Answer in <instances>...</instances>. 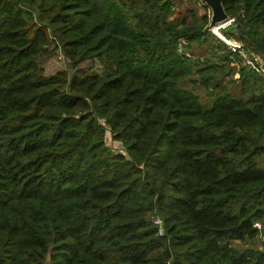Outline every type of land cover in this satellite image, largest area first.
I'll return each mask as SVG.
<instances>
[{"label": "trees", "instance_id": "1", "mask_svg": "<svg viewBox=\"0 0 264 264\" xmlns=\"http://www.w3.org/2000/svg\"><path fill=\"white\" fill-rule=\"evenodd\" d=\"M185 1L0 0V264H264V76ZM223 5L264 58V0Z\"/></svg>", "mask_w": 264, "mask_h": 264}, {"label": "rangeland", "instance_id": "2", "mask_svg": "<svg viewBox=\"0 0 264 264\" xmlns=\"http://www.w3.org/2000/svg\"><path fill=\"white\" fill-rule=\"evenodd\" d=\"M192 7H196L195 9L198 11V14L200 16L205 15V14H207V15L211 14L212 15V12H211L210 8L207 7L205 5V3H203L201 0H199V2H195V1L193 2V0H186L182 6L180 5V6L177 7V9L175 11V15H176L175 17H182ZM215 28H217V27H215ZM215 28H211L210 27L209 31L215 36V38L217 40L221 41L222 43H224V42L222 41V38L220 37V35L222 37H224V35L226 33H236L235 24L227 26L224 30L218 31V29H216L218 34H216V32H215ZM195 55L197 56V59L199 57H202V59L207 60L206 58L209 57L207 48H205V49L204 48L196 49ZM208 59H211V58H208ZM43 65H44V67L46 69V72L48 74H53V73H55L57 71L65 69L67 67L66 60L64 59V57L60 53L59 54H55L53 57L46 59L43 62ZM236 70L237 69H235V68L231 69V70H228V74H227L226 71L220 72L219 77L222 78V83L224 85H229V81L231 79H237L238 78V74H237ZM184 87L188 88V89L195 90V92L201 97V99L204 102L206 101L205 90H203L201 87L197 86V88H195L194 84L190 80H188L187 82L184 83ZM229 87L233 89V92L235 94L240 95V92H241L240 82H238L237 85L234 86V87H231V85H229ZM106 136H107V138L105 140L107 141L106 143L108 144V146L111 149L116 150L117 147L113 146L111 144L110 135L106 134ZM258 161H259V163L262 166H264V157L259 158ZM261 231H263V230H261ZM258 245H259V247H263L264 248V236H261V239H259Z\"/></svg>", "mask_w": 264, "mask_h": 264}, {"label": "built area", "instance_id": "3", "mask_svg": "<svg viewBox=\"0 0 264 264\" xmlns=\"http://www.w3.org/2000/svg\"><path fill=\"white\" fill-rule=\"evenodd\" d=\"M232 24H235V26H237L236 20L234 18L232 19L229 18L228 21L224 25L219 26L221 28H218V31L224 30L227 26L232 25ZM220 37L222 38V41L224 42V44L226 45V47L232 54V60L234 63L236 64L240 63L248 71L264 76V58L260 57L258 54L251 52L245 46V44L240 40L226 37L225 35L224 37L220 35ZM101 124L106 126V123L104 120H101ZM115 151L119 154H125L121 147L116 148ZM155 225L158 228L159 235L162 236L164 232L163 221L160 218H157L155 220ZM254 227L259 231L262 230V224L260 222H256L254 224Z\"/></svg>", "mask_w": 264, "mask_h": 264}, {"label": "water", "instance_id": "4", "mask_svg": "<svg viewBox=\"0 0 264 264\" xmlns=\"http://www.w3.org/2000/svg\"><path fill=\"white\" fill-rule=\"evenodd\" d=\"M212 12L210 27H218L224 25L229 17L225 11L223 0H201ZM130 160V157H128Z\"/></svg>", "mask_w": 264, "mask_h": 264}, {"label": "bare ground", "instance_id": "5", "mask_svg": "<svg viewBox=\"0 0 264 264\" xmlns=\"http://www.w3.org/2000/svg\"><path fill=\"white\" fill-rule=\"evenodd\" d=\"M216 27H217V26H216ZM218 28H221V27L218 26L217 28H215V32H216V33H218V32L216 31V29H218Z\"/></svg>", "mask_w": 264, "mask_h": 264}]
</instances>
